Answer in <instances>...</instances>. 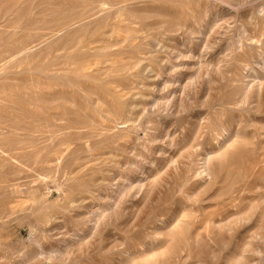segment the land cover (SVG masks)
<instances>
[{
    "label": "rangeland",
    "instance_id": "obj_1",
    "mask_svg": "<svg viewBox=\"0 0 264 264\" xmlns=\"http://www.w3.org/2000/svg\"><path fill=\"white\" fill-rule=\"evenodd\" d=\"M105 1L0 18V264H264V0Z\"/></svg>",
    "mask_w": 264,
    "mask_h": 264
},
{
    "label": "bare ground",
    "instance_id": "obj_2",
    "mask_svg": "<svg viewBox=\"0 0 264 264\" xmlns=\"http://www.w3.org/2000/svg\"><path fill=\"white\" fill-rule=\"evenodd\" d=\"M70 1H72V3H74L77 0H70ZM104 1L103 0H94L92 2V0H91V2H92V3H90L91 7H88V8H91L89 10L91 12L92 11L93 12L90 15L85 17L84 12L82 11V13L80 15H77L76 17H73L71 19L68 18V20H65V21L62 20V22H59L55 26L56 27L55 32L56 33H60V32L61 33L62 32L63 33H69V32L75 31V30L78 31V29H81L85 26H88V24L90 23V20L88 21V19L91 16H93L95 13H99L100 11L103 10V6L106 5V4H104ZM55 2H56L55 4L48 6V4H49L48 0H0V18L4 22H7V21L11 22V25H9V27L13 31H17L18 29H22V28H28L32 25L31 22L33 21L31 19V15L33 16V14H35L36 16H34V17L37 18V15H38V17L39 16L41 17V15L43 16V15H45V13L49 12L50 11L49 8L53 9V7H56L59 10H64L68 6L67 0H56ZM76 3H81V2L79 0V2L77 1ZM76 3L72 5L73 6L72 9L80 7ZM23 6H27V8H25ZM105 8H107V7H104V10H106ZM69 9H70V7H69ZM104 10H103V12H104ZM17 32H19V31H17ZM20 32H22V31H20ZM4 40H6V39H4ZM4 40H2V39L0 40L1 44L6 43ZM9 41H11L13 43L15 42L14 40H11V39L8 40V43H10ZM226 142H227V139L225 138L222 141L221 146L224 145ZM207 162H208L207 159H205L204 162L202 163V166H201L202 172L206 175L209 172V166H208Z\"/></svg>",
    "mask_w": 264,
    "mask_h": 264
}]
</instances>
